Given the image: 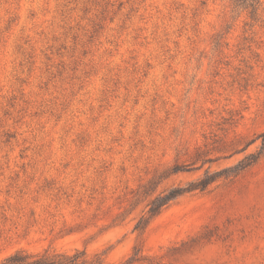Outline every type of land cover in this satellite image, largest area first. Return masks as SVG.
<instances>
[{
    "label": "rangeland",
    "instance_id": "obj_1",
    "mask_svg": "<svg viewBox=\"0 0 264 264\" xmlns=\"http://www.w3.org/2000/svg\"><path fill=\"white\" fill-rule=\"evenodd\" d=\"M263 132L264 0H0V262L264 264V154L135 229Z\"/></svg>",
    "mask_w": 264,
    "mask_h": 264
},
{
    "label": "trees",
    "instance_id": "obj_2",
    "mask_svg": "<svg viewBox=\"0 0 264 264\" xmlns=\"http://www.w3.org/2000/svg\"><path fill=\"white\" fill-rule=\"evenodd\" d=\"M256 0H250V5ZM262 138V144L256 152L247 154L236 165L226 167L217 171L211 172L206 170L204 175L196 180H192L185 185L172 186L165 189L162 193L152 199L149 204L148 215L142 216L135 225V229L143 231L149 220L159 214L165 206L178 197L193 192L195 190L203 191L208 186L216 181L218 178L226 175H236L246 168L256 163L260 157L264 154V132L260 135ZM183 170L179 164H176L173 168V172H179ZM99 260H91L87 258L85 251H76L73 254L70 253H53L49 250L44 252H30L25 249H17L5 257L0 264H99Z\"/></svg>",
    "mask_w": 264,
    "mask_h": 264
}]
</instances>
